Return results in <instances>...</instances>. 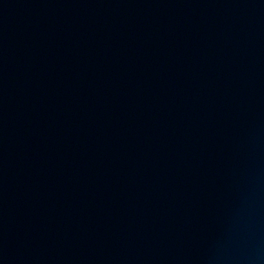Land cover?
Returning <instances> with one entry per match:
<instances>
[{
  "label": "water",
  "instance_id": "95a60500",
  "mask_svg": "<svg viewBox=\"0 0 264 264\" xmlns=\"http://www.w3.org/2000/svg\"><path fill=\"white\" fill-rule=\"evenodd\" d=\"M0 264H264V0H0Z\"/></svg>",
  "mask_w": 264,
  "mask_h": 264
}]
</instances>
